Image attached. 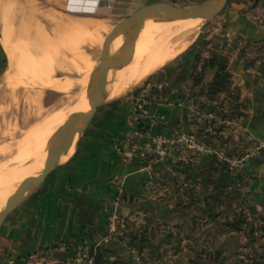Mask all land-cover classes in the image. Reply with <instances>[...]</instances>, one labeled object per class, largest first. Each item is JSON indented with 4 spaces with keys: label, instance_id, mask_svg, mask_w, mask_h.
<instances>
[{
    "label": "crops",
    "instance_id": "1",
    "mask_svg": "<svg viewBox=\"0 0 264 264\" xmlns=\"http://www.w3.org/2000/svg\"><path fill=\"white\" fill-rule=\"evenodd\" d=\"M107 1L115 3V0H67L66 10L96 15L107 9ZM257 5L255 15L239 14L232 21L231 28L241 38L264 45V0H258ZM142 7L145 6L139 9ZM6 54L5 40L0 36V80L5 73ZM257 64L259 62L248 69L242 58L232 64L234 87L240 91L241 99L247 105L246 116L236 124L232 146L238 149L247 147L254 155L238 173L239 184L227 189V196L221 203L208 200L207 211L212 216L218 210L228 215L246 210L252 217L264 216V64ZM213 76L214 72H209L198 87L178 84L177 79L149 81L155 85L160 97L159 101L154 100L149 105L147 122L150 125L153 119L161 115L166 117L164 123L151 125L152 137H169L175 130L197 137L199 131L204 130L199 139L206 138L203 143L207 152L180 149L175 155L146 169L139 163L125 161L117 153L116 143L130 127L129 112L135 94L124 100L104 103L69 158L6 218L0 228V264H28L26 258L30 255L37 256L38 264H67L80 245L101 244L108 234L115 188L119 184L125 191L120 206L121 216L129 221L147 218L142 221L146 222L143 227L158 241V246L177 244L180 242L178 234L185 236L184 242L198 239V233L193 231H196L198 197L203 195L202 190L176 192L172 188L175 184L173 176H178L179 186L186 185L191 181L186 176L195 173L190 170L186 174L182 170L191 166L196 169L199 163L206 164L217 146L213 143L215 124L210 126L213 112L204 105V98L197 96ZM203 190L208 196L213 187ZM180 202L187 207L184 208L186 215L176 213L181 209L178 206ZM190 203L194 204L188 208ZM215 226L211 222L204 229L211 236L212 244L215 236L220 246L235 235L233 232L220 237ZM236 235L238 244H233L231 250L224 254L229 257L226 264L237 257L246 240L245 235ZM170 236L171 241L168 240ZM124 243L116 237L106 246L110 259L135 264L134 257L124 249ZM178 257L174 261L168 260L169 263L179 264L175 261ZM163 262L167 263V260L161 259L158 264Z\"/></svg>",
    "mask_w": 264,
    "mask_h": 264
},
{
    "label": "rangeland",
    "instance_id": "2",
    "mask_svg": "<svg viewBox=\"0 0 264 264\" xmlns=\"http://www.w3.org/2000/svg\"><path fill=\"white\" fill-rule=\"evenodd\" d=\"M122 1L115 0L113 8L105 9L100 14L87 15L66 10L67 0H0V36L4 38L5 44L10 46L7 45L5 73L0 80V201L10 198L19 188L20 180L28 177L30 172L38 170L45 151L54 147L53 144L43 147L51 138L54 129L59 124L62 127L66 120L78 115L85 104L87 105L85 94H89L88 89L108 39L111 41L106 45L109 48L106 57L110 56V50L117 37L112 34L120 21L134 14L141 6L148 4L169 3L190 7L198 6L207 0H126L121 3ZM257 1L230 0L225 10L212 21L184 19L183 25L186 27L180 43H189L186 50L159 67L139 84L131 87L122 96H105L104 103L114 99L124 100L132 94L136 96L143 85L152 79H177L179 84L181 79L187 77L188 68L193 62L194 46L202 52L205 58L210 57L212 53L227 55L232 72L234 68L232 64L242 56H245L243 59L245 65L254 58L259 59V64H264V51L260 48V43L248 41L247 44V40L238 36L231 28L232 21L239 14L255 15L257 13L255 11L258 6ZM130 2H132L131 6ZM166 20L173 21L172 19ZM8 48L13 51L10 52ZM113 58L114 62L119 61L118 51ZM89 65L93 70L88 76L84 69ZM125 69L129 70L128 67ZM125 69L120 71H127ZM185 83L188 86L192 85V80ZM232 93H236L235 88H232ZM231 94L223 96L222 105L216 104L213 112L215 128L223 127L224 129L218 135L215 133L213 136V143L217 146L212 150L211 156L217 157L224 163L226 173L213 175L214 184L210 185L213 190L208 196L203 189H209L210 186L201 184V181L204 182L210 174L208 162L199 163L196 169L191 166L187 168L188 170H182L186 174L190 170L195 173L190 177L186 176V179H191L186 185L179 186L178 176H173L175 184L172 188H175L176 192L180 193L185 189L188 193L193 190L198 192L202 190L203 195L198 197L200 205L197 206L199 214L197 225L194 227L196 231H193L198 233L199 238L184 242L185 236L178 234L180 242L177 244L170 243L166 247L158 246V241L151 236L147 228L143 227L146 222L142 221L147 218L142 217V220L138 221L141 227H136L133 231H127L126 226L120 227V230H117L111 236V240L106 243L104 240L110 234L109 228L108 234L97 250L95 245H90L92 257L95 258L97 252L106 253L108 251L106 246L116 237H120L121 241H125L124 249L134 257L135 264H158L161 259L167 260V263L163 262V264H172L168 260L174 261V258L178 256L180 258H176L175 261L179 264H219L218 258L213 253L211 236L204 229L213 222L216 225L215 231L220 237L226 233H233L228 223L236 215L243 214L247 219V224H244L242 231L237 234L245 235L246 240L236 255L237 257L229 264H253L251 259H259L264 253V233L259 230L264 225V216L252 217L246 210H238L230 215L223 210H218L216 211L218 213L212 216L207 211L210 204L208 200L221 203L227 196V189L239 184L238 173L244 170L246 162L254 155V152H249L247 147L238 149L232 146L236 124L243 120L231 117L232 108L228 107V102L232 101ZM153 95V100L159 101L160 95L157 89ZM240 102L246 105L241 96ZM132 108L131 103L130 109ZM129 114L131 115L130 112ZM154 120H152V126L156 125L153 124ZM152 126H149V129ZM82 137L83 135L80 140ZM204 139L206 138L203 137ZM246 155L251 157L243 160ZM234 162L235 165H233ZM217 187H223V189L219 190L220 195L215 201L212 194L215 193ZM108 222L110 225V220ZM251 227L257 230L255 236L260 238L255 240L256 252L247 244V235ZM132 233L136 234V238L130 237ZM170 239L171 236L168 237V240ZM36 259H38L36 255H30L26 261L28 264H38L39 259L37 261ZM127 262L111 260L110 255L107 254L100 264H127ZM40 263L44 262L40 261Z\"/></svg>",
    "mask_w": 264,
    "mask_h": 264
},
{
    "label": "water",
    "instance_id": "3",
    "mask_svg": "<svg viewBox=\"0 0 264 264\" xmlns=\"http://www.w3.org/2000/svg\"><path fill=\"white\" fill-rule=\"evenodd\" d=\"M229 1L230 0H207L198 6L190 7H181L169 3H153L142 7L128 18L122 20L115 28L112 36H118L119 34L125 36L123 48L127 53L124 59L116 63L111 60L110 56L108 58L106 57V53L109 52V48L106 45L111 41V39H108L105 44V51L103 52L99 65L95 69V75L93 76L91 86L88 89L91 111L81 112L70 118L59 128L53 138L54 151H51L47 158L43 173L40 176L25 182L16 193L8 199L5 209L0 212V228L10 213L22 201L30 197L44 182L48 175L59 167L61 164V158L72 148L78 136L76 141L77 145L81 136L88 129L95 114L105 101V86L109 72L112 69L121 70L132 61L138 37L137 34L147 19H160V17L168 16L167 19L172 20L182 18L212 21L225 10ZM195 9L200 11L197 12ZM101 66L105 67L97 72Z\"/></svg>",
    "mask_w": 264,
    "mask_h": 264
},
{
    "label": "bare ground",
    "instance_id": "4",
    "mask_svg": "<svg viewBox=\"0 0 264 264\" xmlns=\"http://www.w3.org/2000/svg\"><path fill=\"white\" fill-rule=\"evenodd\" d=\"M195 11L199 12L200 10L195 9ZM167 18L168 16H163V17H160V19H165V20L157 21L156 19H147L145 21V24L139 29V32L137 34L138 36L137 40H139V42H136L133 59L127 66L123 68L125 69L128 67L129 70L125 69L127 71L119 72V70L112 69L109 72L108 79H107L106 86H105L106 97H108V95H111L112 97L122 96L131 87L139 84L145 78L153 74L159 67L175 59L176 57H178L180 54H182L186 50L189 43L188 42H185L182 44L180 43L182 40V34L184 33L185 27H186L183 25L185 22L184 19L178 18L177 20L170 21V20H166ZM124 43H125V36L123 34L121 35L119 34L115 38V41L113 43L114 44L113 48L110 50L109 55L111 57V60L114 59L113 57L117 53V51H118V59H119L118 62L124 59L127 53L126 50L123 48ZM5 45L7 48L8 44H5ZM8 47L10 46L8 45ZM9 51L11 52L13 50L9 49ZM104 67L105 66H101L97 70V72L103 69ZM85 69L84 71L87 72L86 75L89 76L91 71L93 70L91 65L85 67ZM85 96L88 101L87 105L85 104V106L82 108V110L78 114H80L81 112L91 111V105L89 102V94H85ZM62 122L64 123V121ZM59 127H61V124H59L54 129V131L52 132L51 138L49 139L47 144L44 145L43 147L53 144L54 135L59 130ZM77 139H78V136L72 148L65 155H63L60 163H63L64 161H66L69 158V156L72 154V152L74 151L76 147ZM46 140H48V138H46ZM51 151H54V147H50L49 149L45 151V153L42 156V160L39 164V168L37 171L34 170L30 172L28 177L22 178L20 180L21 184L19 188L28 180L38 177L43 173L47 158L49 157ZM8 199L9 198L0 201V212H2L5 209Z\"/></svg>",
    "mask_w": 264,
    "mask_h": 264
},
{
    "label": "trees",
    "instance_id": "5",
    "mask_svg": "<svg viewBox=\"0 0 264 264\" xmlns=\"http://www.w3.org/2000/svg\"><path fill=\"white\" fill-rule=\"evenodd\" d=\"M246 43L248 44V41ZM260 45H261L260 48L264 51V47L262 46L263 44L260 43ZM193 52H194L193 62L190 64L188 68V74L186 75L187 77L181 79L180 80L181 82L179 84L192 80V86L198 87L202 85L209 72H214L212 81L208 83V85L205 88H202L199 94V97L204 98L205 106L207 107V109L210 112H214L215 105L216 104L222 105V102L224 101L222 97L231 94L232 88H235L233 82V72L230 69L229 57L227 55H223L219 53H212L210 57L205 58L203 57L202 52L199 49H197V47L195 46L193 47ZM244 58L245 56H242V59ZM258 61H259L258 58H254L253 60H250L247 63V65H245V67L252 68ZM235 91L236 93L231 94L232 101L228 102V107L232 108L231 117H234L236 119L244 118L246 105L240 102V91L237 88H235ZM214 124L215 122L212 121L210 123V126H213ZM207 127L208 124H206L205 128ZM213 129L214 132L218 135L219 133L222 132L224 128L214 127ZM201 132H204V130L199 131V134L197 136L198 138H200ZM220 138L224 139L223 136H220ZM208 164L210 166L209 167L210 174H208V177L204 182L201 181V184H203L204 186H210L214 184L213 175L218 173H223L225 168L223 167L224 163L219 161L215 156L210 157ZM139 166L143 168L146 166V164H139ZM221 189H223V187H217L215 193L212 194L213 200L217 201L216 199L217 196L220 195L219 190ZM193 204L194 203H190V205H188V208ZM178 206L181 207V209H177L179 211H177L176 213H181L182 215H186L184 211V208H186L185 205L182 202H180ZM138 221L139 220L129 221L125 219V226L127 228V231H133L136 227H141V224L138 223ZM143 221H145V219H143ZM244 224H247V219L245 218V215L243 214L236 215V217L228 223V226L233 230V232H235V235H232L229 238H227V240L220 246L216 242V236L214 237L213 253L215 254L216 258H218L219 264H226L229 261V257L224 256V254L227 253L229 250H231L233 244H238V236L236 234L242 231V226ZM259 230L264 233V225L260 227ZM256 232L257 230L254 227H251L247 235V238L249 240L248 245L255 252H256L255 240L260 239L259 237L255 236ZM130 237L134 239L136 238V234L133 235L132 233ZM107 254L108 251L103 254L101 252H97L95 254L96 257L94 258L95 264H100L104 256H106ZM251 261L253 262V264H264V253L260 255L259 259L256 260L251 259Z\"/></svg>",
    "mask_w": 264,
    "mask_h": 264
},
{
    "label": "built area",
    "instance_id": "6",
    "mask_svg": "<svg viewBox=\"0 0 264 264\" xmlns=\"http://www.w3.org/2000/svg\"><path fill=\"white\" fill-rule=\"evenodd\" d=\"M114 4L110 1L105 3L107 9L113 8ZM153 83H145L139 93L133 98V108L131 110V124L124 136L120 137L116 143V151L120 157L128 162H136L146 164V167L155 165L161 160L169 158L180 149H188L197 153L207 152L208 149L204 145L203 140L195 136L189 135L183 131L175 130L171 136L154 139L151 135L148 121L149 105L154 101L153 93L155 92ZM166 121V117L161 115L158 120H154L153 124H160ZM148 128V129H146ZM246 155L245 159L250 158ZM239 163V162H238ZM236 163L234 162L233 165ZM124 187L122 184L116 189L115 206L112 211L110 220V234L104 240L106 243L111 240V236L125 227V220L120 214V205L124 195ZM101 244H96L97 250ZM37 257V256H36ZM68 264H94V257L90 255L89 245H80L76 252L69 260Z\"/></svg>",
    "mask_w": 264,
    "mask_h": 264
}]
</instances>
